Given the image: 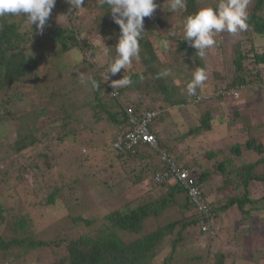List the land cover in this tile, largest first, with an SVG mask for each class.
Returning a JSON list of instances; mask_svg holds the SVG:
<instances>
[{
  "label": "trees",
  "instance_id": "obj_1",
  "mask_svg": "<svg viewBox=\"0 0 264 264\" xmlns=\"http://www.w3.org/2000/svg\"><path fill=\"white\" fill-rule=\"evenodd\" d=\"M216 3L218 0H187L186 8L178 11L182 23L186 16L193 14L199 8L209 5L215 6ZM82 7L89 8L90 14L94 15L91 27H83L82 23L79 25L75 22L76 19L79 21L84 18L83 15L78 14L79 11H74L72 14L65 10L62 11V14H72L69 20L71 24L61 26L48 19L47 26L41 35L43 38L40 41V33L35 26L33 25L30 29V26L24 24V19L21 17L6 16L0 18V125L3 123V118H17L19 120L20 130L15 132V138L9 144L14 154L36 147L42 138L49 137L50 133L58 126L65 129L62 136L57 135L62 141L70 132L75 134L78 129L72 125L73 119L71 118H73L74 110L70 104L77 100L75 99L77 92L82 95L86 92L81 90L82 93H80V87L74 85L76 83L75 77L72 79L65 78L66 73L64 72L67 69L73 70L75 67H80L79 64L87 65L86 69L90 70L88 76H93L100 83V88L92 89L88 86V89L92 91V94L88 93L91 97L88 101L91 112L86 116L91 122L84 123L78 115L76 123L82 124L83 131V128L96 124L100 119L105 118L111 122L110 126L113 125L115 130L110 132L109 140L106 138L103 144V159L107 158V162H109L103 171H109L111 181L121 187H129L130 184L136 185L146 178H150L155 184L154 190L147 189L143 195L128 198L125 196L126 191L121 189L119 194L121 202L109 209L97 223L95 219H86L80 215L73 219L79 227L80 223L87 226L96 225L97 228L94 231L83 232L82 230V233L75 236H61L58 241L55 239L36 240L27 234L25 230L32 224V219L26 215L10 214L9 208L0 202V252L2 258L6 260L8 253H16L19 248L28 252L29 249H50L56 246L61 249L60 256H54L51 261L45 264H169L176 254V242L187 237L184 235V231L188 227L195 226L199 232L211 237L217 229V217L225 215L231 207L237 208L242 221L252 219L253 215H259L258 213L261 211L264 212V194L259 197L252 196L249 189L250 184L254 182L264 184V172L256 171V167L264 163V145L262 142H256L249 137L241 143L233 141L227 150L230 155L222 158L215 165L213 162V170L200 166V163L195 160L192 162L183 161V156L175 151V147L185 142L187 136L212 130L213 122L216 119L212 115L213 109L217 108L214 111L220 109L214 105H212V109L206 108L198 116L199 124L179 132L175 137L170 136V132L166 130L163 122L170 115L171 108L181 104L185 105V99L181 97L176 87L172 90L169 89L168 77L161 74L165 68L160 60L157 45L146 36V33L140 41L138 58L133 59L132 66L126 70L131 76L132 84L128 87L119 88L118 96H112L110 85L111 81L114 80L113 75L110 74V79L104 82L103 73L106 72L107 68L105 69L104 66L94 67L91 58H88L86 53L94 54V49L90 44L95 34L94 28L97 29L100 25L105 24L120 30L119 26L113 21L107 7H100V0H84ZM247 11L249 27L246 31L237 35L224 32L214 36L217 49L222 47L224 37L231 39L228 51L225 52L227 55L223 60V65H231L232 75L227 77L222 71H212L213 81L206 80L203 87L199 88L198 91H207L205 86L208 85L207 88L211 87L212 92L220 88L239 87L241 89L240 95L244 87L247 88L245 90H248L249 94H254L257 87L264 89V0H250ZM155 20L162 25L165 23L164 18H155ZM167 37L170 40V46L167 50L174 58L188 63L190 69L203 68L206 71L205 58H201L196 53V49L183 41V35L177 32L175 36H168L167 33ZM257 40L263 41V46ZM48 42L53 46V54L61 59L59 63H63L62 70L58 73L59 77H56L55 74L48 75V72L44 73L42 70L43 63L37 59L32 50L36 48V45L37 47L45 46ZM109 48H112L108 49V57L111 60L115 57V45H110ZM160 48L163 52V48ZM74 51L78 52L75 53ZM135 66L143 68L142 71H135ZM45 70L49 71L47 67ZM53 78H59L60 82H64V86L67 84V91L66 88L61 91L60 88L62 89L64 86L60 87V82L55 85ZM239 97L219 96L216 99L217 105H220L224 99L235 100ZM24 99L28 100V106L13 108ZM67 105L69 106L67 107ZM126 107L132 108L134 113L139 116H142L145 110H156L157 114L149 123V127L156 134L159 147L165 150L176 164L190 171L193 166L200 169L198 177H192V184L197 186L200 199L205 203V209L200 208L191 200L188 189L182 182L177 180L154 181V173L162 170L165 166L157 149L145 143L137 146L134 152L123 154L115 151L112 147L113 142L129 126ZM235 114L237 115V113ZM218 118L221 120L223 117ZM57 121L60 122L57 123ZM70 125L72 126L69 127ZM260 125L264 126V122ZM241 144L245 149H253L259 156L249 162H235L236 157L242 155ZM225 148H207L204 150V156L207 160L215 159L218 155L226 154ZM110 151L112 153H109ZM38 160L44 161L42 164L46 170L52 168L50 157L41 153L33 162L18 169L19 173L15 177L17 183L27 180L24 178V174L27 172H31L34 182L42 180L39 178L44 169ZM0 163L5 165L4 169L0 168L1 172L4 174H8V170L12 172L11 162H5L4 158H1ZM231 163L235 164L233 175H226L218 189L220 191L231 189L232 192L229 191L225 194L223 204L214 206V200H208V193L204 190V185L213 171L217 175L218 173L223 175L228 170L227 164ZM114 164H118L117 166H120L123 173H119ZM7 178L8 176H6V180ZM103 180L106 184L104 187L107 189L110 183L107 182V179ZM70 187L74 188V185L70 184ZM239 188L242 189V192L236 194ZM28 190L33 191L30 187ZM59 191L58 186L47 191L46 197H43V201L40 203L43 205L54 203ZM110 193L113 192L110 191ZM173 208L175 209L174 213L178 212L179 216L162 224L157 223L150 230H145L146 223L152 216L160 215L162 212ZM207 221L210 232L202 229L203 224ZM3 227L6 228L4 230L6 233L12 232L5 235L1 231ZM247 228L240 229V231L250 233V229ZM21 232L25 233L23 237H20ZM165 238L171 244L168 252L159 258V248ZM197 251L199 253H196L195 249L193 253L197 255L187 257L184 264H189L191 260L197 257L201 260V264H225L226 254L223 252L215 251L214 255L210 256L207 250L198 249ZM253 260L255 261V258ZM196 261L198 262V260ZM27 264L37 263L28 262Z\"/></svg>",
  "mask_w": 264,
  "mask_h": 264
},
{
  "label": "rangeland",
  "instance_id": "obj_2",
  "mask_svg": "<svg viewBox=\"0 0 264 264\" xmlns=\"http://www.w3.org/2000/svg\"><path fill=\"white\" fill-rule=\"evenodd\" d=\"M155 3L157 4V8L153 15L150 18L144 19L146 36L157 45L160 60L163 62L165 68L161 74L163 75L166 69L170 72V74L167 75L169 89L172 90L176 87L182 98L189 99L190 96L186 92V83L191 79L194 69H190L189 64L185 61L174 58L169 50L163 48L164 51L162 52L159 44V41L164 38L169 40L167 37L169 31L178 32L182 35L183 23L178 12L173 13L168 9L167 0H155ZM84 8V10L78 13L83 15L84 18L79 21L76 19L75 22L79 25L82 23L83 27H91V21L94 15L92 16V14H90L89 8ZM65 10L70 11V5L66 0H56L55 7L52 10L49 20L51 22H56V18ZM99 14H101V11H99ZM155 18H164L165 23L162 25V23L157 22ZM24 24L27 25L25 20ZM70 24L69 21H61L59 23L61 26ZM85 30H87V28H85ZM93 31L95 34L90 44L94 49V54L90 55L87 52V57L91 58L90 60H92L94 67L96 66L99 68L104 66L106 69L110 61L108 57L109 52L108 49L100 45L99 37L106 47L116 45L120 30L102 24L99 28H94ZM41 35L42 34H39V41L43 38ZM230 40V38L224 37L222 39L221 48L217 49L215 44L212 48L206 50L204 58L206 61L207 81H213L214 77L212 76V71H222L227 77L232 75L231 65H223V60L227 55L225 52L228 51ZM257 42H261V40H257ZM260 44L263 46V41ZM39 47L36 45V48L32 50L37 59L43 63V72H48V75L55 74L56 77H59L58 73L62 70L63 63H59L61 59L53 54L54 49L52 44L48 42L45 46ZM74 52L77 53L78 51ZM50 64L57 65L52 66ZM78 66L80 67H75L73 70L67 69L64 72L66 73L64 76L65 78L72 79L75 77L76 83L74 85L80 87V93H82L81 90L86 92L83 95L77 92L78 97L75 96L77 100L70 104V107L74 110L73 118H71L73 119L72 125L76 126L75 128L78 129L75 134L70 132L66 139L62 141L57 135L62 136V132H64L65 129L59 128L58 126L50 133L49 137L42 138L41 142L36 144V147H32L19 154H14L9 144L15 138V132L20 130L18 126L19 120L17 118H3V123L0 125V162L1 158H4L5 162H11L13 167L12 172L8 170V174H4L0 171V202H2L6 208H9L10 214L26 215L32 219V224L25 231L36 240L55 239V241H58L61 236H75L82 233V230L83 232H87L88 230L94 231V229L97 228L96 225L87 226L79 222V227L73 219L80 215L86 219H95L97 223L109 209H112L121 202L119 198L121 189L126 191L125 196L128 198H136L138 195H143L147 189L154 190L153 187L155 186L150 178H146L136 185L130 184L129 187H121L111 181L109 178V171H103L104 168L109 165V162H107L108 159H103V144L106 138L109 140L110 132L115 129L113 125L112 127L110 126L111 122L105 118L100 119V121H97V123L92 126L90 125L83 128V131L82 124L76 123L78 115L82 118L84 123L91 122L90 119H87L86 115L91 112L89 111L91 107L88 102L91 97H89L88 93L92 94L88 86L80 82V74L83 73L85 76H88L90 70L86 69L87 65L84 66L79 64ZM46 67L49 71L45 70ZM127 69L128 68L124 70L121 69L119 73L113 76L114 80L122 78L123 75H129L126 71ZM134 69L140 72L143 68L135 66ZM59 82V78L54 79L55 85ZM59 84L60 87L64 86V82H60ZM207 87H209V85L205 86V89H207ZM64 88H66L67 91V84H65L62 89L60 88V90L62 91ZM212 91L209 88L204 92L211 93ZM244 93L245 90H242L241 95ZM254 93L255 94L249 95H253L257 97L258 100L264 101V89L257 87ZM238 100L239 99H235V102ZM28 103V100L24 99L13 108H22L28 106ZM212 105L213 103H209V105L203 103L177 105V107L170 109V115L163 124L166 130L170 132V136L175 137L179 132H183L189 127L199 124L198 116L200 112L206 108L208 109V107L212 109ZM68 106L69 105H67V107ZM214 109L212 115L216 117V119L213 122L212 130L204 133L197 132L191 136H187V139L184 140L185 142L175 147V151L183 156V161L188 160L192 162L195 160L200 163V166H205L206 169L210 168L213 170V165L217 164L222 158L230 155L227 150L233 141H239V143H241V141L244 142L249 137L256 142H262L264 145V126H255L258 123L256 121H259V119L256 118L259 115L258 112L255 113L253 110L252 112H245L243 108L241 111L246 113L245 119L235 117L229 119L224 118L225 120L222 118L220 120L218 117L221 116V110L214 111ZM260 120H264V117H261ZM58 122L60 121H57V123ZM175 133L176 135H173ZM211 147H226V154L224 153L225 155H218L215 159L207 160L204 156V150ZM240 148L242 155L237 156L235 162H249L255 160L259 156L254 150L245 149L243 144H241ZM41 153L50 157L52 168L46 170L42 164L44 161L38 160V163L42 164L41 167L44 169L39 178L42 180L34 182V177H32L31 172H27L24 174V178H27V180H22L17 183L15 177L19 173L18 169L33 162ZM109 153H112V151ZM117 165L118 164H114V167L118 169L119 173H123L120 166ZM234 167L235 164L233 163L227 164L226 168L228 170L223 175L221 173L217 175L215 171H213L209 176V182L204 185V190L208 193V200L213 199L214 206L223 204V197L225 194L229 191L232 192L231 189H229V191H220L218 186L222 185L223 178H225L226 175H233ZM0 168L4 169L5 165L0 163ZM256 171L264 172V163L263 165H258ZM199 172L200 169H197V167H191V176H193V178H197ZM112 175L114 174L112 173ZM6 176H8L7 180ZM103 179H107V182L110 183L107 189L104 187L105 182H103ZM126 181L129 182L128 179H126ZM70 184H73L74 188L70 187ZM55 186L60 188L59 195L55 202L49 205L41 204L40 201H43L42 198L46 197L47 191L52 190ZM28 187L32 188L33 191L28 190ZM249 189L252 196L259 197L264 194V184L261 182L250 184ZM110 191L113 193H110ZM241 192L242 189L239 188L236 194ZM110 194H112V197H110ZM174 212L175 209L173 208L172 210L162 212L160 215L152 216L146 223L145 230H150L157 223L162 224L168 222L180 215L178 212ZM258 214L259 215H253L252 219L242 221L241 214L237 208L235 206L231 207L225 215L219 218L217 217V229L215 234L211 237H208L205 233L199 232L195 226L188 227L184 231V235L187 237L176 242V254L175 257H173V261L169 264H184L187 257L190 258L193 257V255H197L193 253L195 249L196 253H199L197 251L198 249L207 250L210 256H213L215 251L223 252L226 254L225 264H264V212L261 211ZM247 227L250 229V233L240 231V229H246ZM5 229L6 228L3 227L1 230L5 235H9L12 232L9 231L6 233L4 231ZM24 235L25 233H20V237ZM197 242L199 243L197 244ZM170 244L171 242L165 238L159 248V258H162L163 255L168 252ZM171 247L172 245L170 248ZM50 249H29L28 252H25L22 248H19L16 253H8L6 260L2 258V253L0 252V264H27L28 262L45 264L51 261L54 256H60L61 254V249H58L56 246ZM197 258L191 260L189 264H201V260ZM253 258H255V261ZM196 260H198V262Z\"/></svg>",
  "mask_w": 264,
  "mask_h": 264
},
{
  "label": "clouds",
  "instance_id": "obj_3",
  "mask_svg": "<svg viewBox=\"0 0 264 264\" xmlns=\"http://www.w3.org/2000/svg\"><path fill=\"white\" fill-rule=\"evenodd\" d=\"M71 6L70 12L82 11L84 0H66ZM250 0H218L215 6H204L193 14L186 16L183 20L182 35L183 41L190 47L196 49V53L203 58L206 50L216 44L214 36L219 33H230L237 35L248 29V6ZM56 0H0V18L6 16H19L31 27L34 25L37 31L42 34L47 26L48 19L55 7ZM168 9L175 13L185 9L187 0H167ZM107 7L112 19L119 26L120 34L115 45V57L108 63L107 70L103 73V80L108 81L111 75H116L121 69L130 68L133 59L138 57L140 52V41L144 34V19L150 18L157 8L155 0H100V7ZM23 14V15H22ZM71 15L61 14L56 18L59 24L67 22ZM173 31L168 36H175ZM99 37V36H98ZM100 45L106 47L99 37ZM162 48L168 49L170 41L164 38L159 41ZM165 70L163 75H169ZM207 79V73L203 68H197L192 72L191 79L186 83V92L189 96H197V91ZM80 82L92 89L100 88V83L93 76L80 74ZM132 84L130 75H123L122 78L111 81L113 89L128 87ZM205 93V92H203ZM216 100V99H215ZM212 100V101H215ZM188 98L185 99L187 104ZM209 102V101H208Z\"/></svg>",
  "mask_w": 264,
  "mask_h": 264
},
{
  "label": "built area",
  "instance_id": "obj_4",
  "mask_svg": "<svg viewBox=\"0 0 264 264\" xmlns=\"http://www.w3.org/2000/svg\"><path fill=\"white\" fill-rule=\"evenodd\" d=\"M110 79V78H109ZM247 89L246 87L243 88ZM240 88H220L211 93H203L197 91V96H190L188 102L198 103L201 101H212L219 96L225 97H239ZM110 94L112 96H118V89H113L110 85ZM126 113L129 117V126L125 131L119 134L116 140L113 142L112 147L116 152L126 154L128 152H134L137 146L147 143L149 146L157 149L160 153V158L163 160L165 166L162 170L154 173L153 178L155 182L161 181H180L188 189L191 200L196 203L200 208L205 209V203L200 199V192L197 186L192 184L191 171L181 167L175 163V161L168 155V153L159 147L156 134L150 129L149 123L153 120L157 114L156 110H145L142 116L135 114L132 108L126 107ZM203 230L209 232V222L203 224Z\"/></svg>",
  "mask_w": 264,
  "mask_h": 264
},
{
  "label": "crops",
  "instance_id": "obj_5",
  "mask_svg": "<svg viewBox=\"0 0 264 264\" xmlns=\"http://www.w3.org/2000/svg\"><path fill=\"white\" fill-rule=\"evenodd\" d=\"M253 97H254L253 95L252 96L249 95L248 90H245V93L243 95H240V97L238 98L239 100L237 102H235V100H232V99H224V101H221L220 105H217L218 104L217 100L210 101V102H202V103L208 104V105L209 103H213L214 106L218 107V109L221 110L220 117L228 118V119L235 118V117H240V119H245L246 113H243V111H241V109L243 108L245 112H248V111L252 112V110L255 113L258 112L259 115L256 118L259 119V121H256L258 123L255 126H259V124L264 122V120H260L261 117H264V101L258 100L257 97H254V98ZM235 113H237V115ZM249 150H253V149H249ZM207 182H209V180Z\"/></svg>",
  "mask_w": 264,
  "mask_h": 264
}]
</instances>
